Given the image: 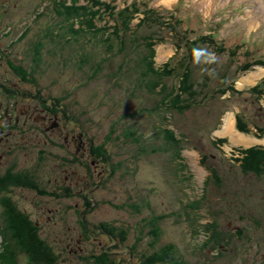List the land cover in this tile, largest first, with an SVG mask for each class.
<instances>
[{
  "label": "rangeland",
  "instance_id": "rangeland-1",
  "mask_svg": "<svg viewBox=\"0 0 264 264\" xmlns=\"http://www.w3.org/2000/svg\"><path fill=\"white\" fill-rule=\"evenodd\" d=\"M115 1L119 10L128 0ZM137 7L139 10L130 27L136 30L138 37L150 34L157 40L153 58L155 67L164 65L172 55L170 65L183 59V50L176 51L177 43L182 45L186 38L210 35L211 40H201L199 46L215 53V63L196 64L193 58L189 62L193 82L202 92L198 101L182 113L168 112L164 108L155 110L160 95L151 92L144 82L138 83L139 69L143 67L137 60L145 47H136L139 51H135L127 36L124 51L118 53L115 39L111 41L112 51H107L106 42L100 38L88 40L85 35H80L76 40L73 33L64 32L49 0H0V48L8 47L16 63L26 70L35 67L33 76L36 79L31 82L33 93L41 95L47 102L58 99L59 104L87 128L95 143L105 142L110 155L109 168L115 171L92 195L100 204L90 214L93 222H119L127 225L131 234L133 228L140 226L142 218L157 221L155 217L162 215L158 223L157 248L172 244L173 255L186 264H264V171L244 172L240 161L233 159L236 149L264 145V133L256 135L264 128V94L257 95L250 90L263 81L260 89L264 91V65L255 62L264 59V0H152L148 7L154 12L150 16H157V22L153 19L141 25L138 23L147 7L142 3ZM172 11L176 13L175 22L170 16ZM98 23L103 24V20ZM22 31L24 34L17 38ZM68 38L69 42H66ZM11 39L15 40L8 46ZM38 41L42 44L39 66L32 60L33 44ZM219 44L224 51H218ZM231 51L235 54L229 55ZM104 57H107L106 61H103ZM246 60H251L250 66L236 73L237 66ZM175 67L178 72L183 69ZM250 74L254 75L248 82L241 80ZM224 76L233 80L241 93L215 94L213 90L222 85ZM163 82L171 86L177 82V75L166 77ZM165 114H169L166 122L162 119ZM236 114L243 115L248 133L237 130ZM229 116L234 117V135L241 133L244 138L232 139L233 135L222 132ZM162 124L174 128L182 138L181 161L185 166L172 159V151L165 145ZM129 130H135L136 135L141 133L142 142L125 136ZM220 137L226 138V142L218 144L214 141ZM54 156L41 154L40 157L47 158L40 163V158L33 152L27 164V167H35L34 181L40 190L45 189L43 194L23 186H10L4 193L10 194L16 205L31 218L41 213V210L38 212L40 206L51 207L55 212L59 204L65 203L60 201L63 200L60 196L51 197L48 180L52 181L59 170V160ZM19 160L25 162L22 156ZM213 171L218 180L210 178L206 183ZM194 199H199V203L192 209L190 202ZM192 211L198 213V221L195 218L193 222ZM1 213L0 207V219ZM76 214L68 211L57 224L53 222L55 215L51 214V220L41 222L47 244L52 243L55 232L60 237L76 235ZM207 221L216 223V231L222 230V236L228 239L226 251L217 252L220 250L218 243L214 249L207 245L205 230L199 225ZM229 221L240 229L237 234L231 233L232 227L227 226ZM50 231H53L52 236ZM1 236L0 252L6 245ZM92 237L87 243L94 247H87L91 249L92 257L98 259L94 253L103 250L97 245L103 237L93 239L95 244ZM67 241L52 244L58 255L55 264H94L87 251L80 259L72 252L70 239L69 247L65 246ZM147 242H143L146 249L142 246L133 258L123 254L122 244L110 241L115 244L108 248L112 253L110 257L117 261L150 259L154 256L148 255L152 251ZM12 251L16 254V264H31L17 245Z\"/></svg>",
  "mask_w": 264,
  "mask_h": 264
},
{
  "label": "trees",
  "instance_id": "trees-1",
  "mask_svg": "<svg viewBox=\"0 0 264 264\" xmlns=\"http://www.w3.org/2000/svg\"><path fill=\"white\" fill-rule=\"evenodd\" d=\"M49 4H51V10L53 8L55 15L57 14L58 19H60V26L64 32L66 31L70 32L71 34L73 33L72 35H74L76 40H78L80 35H85L86 39L88 40L90 38H100L102 42H106L105 45L107 47V51H112L114 48H112L113 42L111 41L115 39L118 43V53L124 51V38L127 36L128 40L133 43L135 51H139L136 49V47H145V51L139 60H137L142 64L143 67L142 70L139 69L140 78L138 83L144 82L151 92L160 95V100L156 102V105L154 106L155 110L164 108L167 109L168 112L176 111L178 113H182L183 110L189 108L198 101L197 98L202 90H197L196 84L193 82L192 71L189 62L193 58L192 49L197 47L200 48L199 44L201 43V40L204 42L207 41L208 38H210V35H198L195 38H186L185 43L182 45L177 43L175 47L176 51H179L180 49L183 50V59L181 58V61H179L176 65L174 63L170 65V61L173 58L172 55L170 56L171 59L169 58L170 60L168 59L169 61L167 60L164 65L161 67H155L153 58L155 56L154 46L157 44V40L154 39L153 35L150 34L144 35V37H138L136 30H133L130 27V23L134 19L136 12L139 10L137 7L138 3L135 1L125 5L117 11L115 10L114 4L110 2L104 3L100 0H49ZM142 12H144V14L138 23L139 25L146 21L150 22V20L153 19L154 23L157 22V16H150L154 12L153 9L147 7ZM173 18L174 19L172 22H175L176 18ZM101 20H103V24L98 23V21ZM168 23V25L173 26L171 25L173 23ZM133 33H135V35ZM46 34L47 37L52 40V38L49 36L51 34L47 31ZM55 34H57V32ZM65 41L69 42V38ZM41 46L42 44L40 41H38L36 44H33L32 60H34L35 65H40L41 63ZM129 47L131 46L129 45L128 48ZM217 47L218 51H224V47L222 45L219 44ZM234 54V51L229 53V55ZM106 59L107 57H104L103 61H106ZM187 60L189 61L187 62ZM250 62L251 60H246L244 63H241L239 66H237L238 70H243L246 67H249ZM255 62L257 64L264 65V59L262 58L255 60ZM98 65L99 64L96 63L95 66L98 67ZM175 66H179L180 68L183 66L184 67L180 72H178V67L176 68ZM13 68L17 73H26L28 75V81L32 83L35 82L36 78L33 76V72L35 71L34 66L31 67V70H27V72L23 65L13 64ZM149 74H151V76H149ZM172 75H177V82L173 83L171 86H167L166 83L163 82V79ZM223 79L224 80L221 83L222 85L213 90L215 94L220 95L226 91L236 94L241 93V91L235 88L233 80L226 82L225 76ZM262 82L263 81L256 83L250 88V90L253 93H257V95L264 94V91L260 89ZM213 95L212 98H214ZM161 104L164 107H158ZM145 110L147 111L148 109L145 108ZM167 115L169 116V114ZM168 116H166V114L162 115V119L166 122L168 121ZM235 117L237 130L248 133L249 128L243 118V115L241 116L240 114H236ZM257 128L258 127H256V129ZM161 131L164 134L165 145H167L168 149L172 151V159L175 161H181V151L184 148L182 138L175 133L174 128H170L165 124H162ZM158 133L160 134V132ZM263 133L264 128H260V131L256 133V135L261 136ZM124 134L127 137L132 136L133 140L137 141L138 143L142 142L140 139L141 133L136 135L137 133L135 130H129V132ZM183 135L185 136V134ZM214 141L218 144H222L226 142V138L220 137L216 138ZM105 145V142L97 144L95 148L96 154L103 155V160H109L110 155L107 152ZM235 152L237 155L233 157V159L240 161V167L244 172L254 171L259 173L264 171V145H254L243 149L239 148L236 149ZM36 157L40 158V163L44 161L42 157ZM181 163L184 165L182 161ZM33 168L28 167V169L26 168L24 170L12 167L8 168L5 173L0 174V207L2 208L0 219V235H2L1 237L6 244L2 247V253L0 252V264H16V254L14 255L15 251H12L14 245L18 246V248L22 251L21 253L24 254L27 259H29L31 264H55L57 261L58 255L54 252L52 246L47 244V242L40 237L38 227L34 224L33 218H31L27 212L23 211L16 205L10 194H4L5 191H8L10 186H25L29 189L44 193V190H40L36 185L37 183L34 181ZM210 178L218 180L217 173L213 171L205 182L207 183ZM198 203L199 199L191 200L190 208H197ZM197 216L198 213L196 211H192L191 217L193 222L196 220L198 221ZM162 217V215L155 217L157 218V221L151 218L153 233L157 234V236L160 230V226L158 224L159 219ZM89 219L92 220L90 216ZM199 225H201V227L205 230L204 232L206 233L205 238L207 245L214 248L217 243H220V241L216 240L217 237H215V234H210L207 237V234L210 232H216V223L207 221ZM145 234L147 235L148 233L145 232ZM151 248L154 249L153 246ZM173 252V245L167 244L154 252V257H151L150 259H142L141 261L142 264H186L180 258H176L173 255ZM95 255L98 259H94V264H119L117 259H112L110 256L105 255L103 250Z\"/></svg>",
  "mask_w": 264,
  "mask_h": 264
},
{
  "label": "flooded vegetation",
  "instance_id": "flooded-vegetation-1",
  "mask_svg": "<svg viewBox=\"0 0 264 264\" xmlns=\"http://www.w3.org/2000/svg\"><path fill=\"white\" fill-rule=\"evenodd\" d=\"M19 36L20 34L17 38ZM14 40L11 39L8 46H11ZM13 64L19 65L12 51L8 47L0 48V174L12 167L28 169L27 164L33 152L35 157L51 153L59 160V170L56 172L58 175L54 176L52 181L49 179L48 182L52 188L51 197L60 196L59 199H63L60 201L65 203L59 204L55 212H52L51 207H39L38 212L41 210V213L35 215L33 220L38 227L40 237L46 241L47 238L43 237L45 231L41 228V222L51 220V214L55 215L53 222L57 224L63 221L68 211L71 213L74 211L78 213L76 214L78 223L75 225L78 229L74 230L76 235L68 234V237H60L57 232L53 235V231H50L49 235H53L52 243H48L50 246L70 239L74 254H78V257L82 259L84 251H87L88 257L94 259L91 249L87 247H94L87 243L93 236L92 243H94L93 239L103 237L97 241V245L102 247L107 256H112L108 248L115 245L109 243L110 241L122 244L125 250L123 254H129L130 257L137 256L142 246L146 249L143 242L148 241L147 243L154 247V249L151 248L153 252L148 255H154V252L159 249L157 248L158 236L153 233L150 217L142 218L140 226L133 228L131 234L128 232L127 225L122 223L106 221L107 223L104 224L100 220L93 222L89 219L90 213L100 205L99 201L92 197L93 193L110 179L115 170L112 167L109 168L108 159L103 160V155L96 154L97 143L87 132V128L69 114L66 108L59 104L58 99L47 102L41 95L33 93L31 82L27 80L28 75L17 73ZM21 156L25 162H20ZM46 158L42 157L43 160ZM15 187L20 188V186ZM42 190L45 191L43 188ZM134 206L137 205L134 204ZM63 211L66 212L63 213ZM142 224L145 225L142 226ZM146 225L149 226L146 227ZM227 226L232 227L233 234H237L240 230L231 221L227 223ZM145 230L149 232V235L145 234ZM221 231L207 234L208 237L210 234L218 233L215 237L222 240L217 244L220 247L217 252L226 251L229 243L228 239L222 236ZM98 234L100 236H97ZM141 260L119 259V264H142ZM257 262L258 260L255 261Z\"/></svg>",
  "mask_w": 264,
  "mask_h": 264
},
{
  "label": "clouds",
  "instance_id": "clouds-1",
  "mask_svg": "<svg viewBox=\"0 0 264 264\" xmlns=\"http://www.w3.org/2000/svg\"><path fill=\"white\" fill-rule=\"evenodd\" d=\"M193 61L196 64H212L215 63V53L204 48H193ZM201 71H207V69H201Z\"/></svg>",
  "mask_w": 264,
  "mask_h": 264
},
{
  "label": "bare ground",
  "instance_id": "bare-ground-1",
  "mask_svg": "<svg viewBox=\"0 0 264 264\" xmlns=\"http://www.w3.org/2000/svg\"><path fill=\"white\" fill-rule=\"evenodd\" d=\"M259 74H261V73H258V75ZM254 75V74H253ZM252 74H250V75H248V76H246V77H243V79H241V80H243V81H245V82H248L249 81V78L250 77H252L253 76ZM225 126V127H224ZM223 129H222V132L223 133H229V134H231V135H233V137H232V139H236V138H238V139H242V138H244L243 136H241L240 134L241 133H239V134H235L234 135V129H235V126H234V117L232 116V119L230 118V116L227 118V120H226V122L224 123V125H223ZM239 135V136H238Z\"/></svg>",
  "mask_w": 264,
  "mask_h": 264
}]
</instances>
